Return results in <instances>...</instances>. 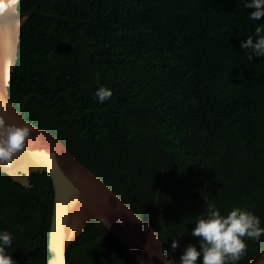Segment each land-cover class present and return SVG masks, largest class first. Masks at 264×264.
<instances>
[{
    "label": "trees",
    "instance_id": "16d2710c",
    "mask_svg": "<svg viewBox=\"0 0 264 264\" xmlns=\"http://www.w3.org/2000/svg\"><path fill=\"white\" fill-rule=\"evenodd\" d=\"M19 10L37 12L22 27L14 104L145 220L174 181L180 192L166 180L152 218L167 254L199 247L191 229L209 201L247 207L264 225V56L249 60L240 43L264 17L249 19L243 0H20ZM98 83L113 92L103 104ZM30 181L0 172V229L13 233L16 264H47L54 184L47 172ZM247 244L239 264L264 237ZM67 261L140 264L98 220Z\"/></svg>",
    "mask_w": 264,
    "mask_h": 264
},
{
    "label": "water",
    "instance_id": "95a60500",
    "mask_svg": "<svg viewBox=\"0 0 264 264\" xmlns=\"http://www.w3.org/2000/svg\"><path fill=\"white\" fill-rule=\"evenodd\" d=\"M19 3L17 0L16 6L0 14V117L8 123L27 124L32 133L10 165L0 164V172L8 173L25 186H31L30 176L34 172H47L51 176L55 203L49 240L51 256L47 264H68L67 250L90 220L102 222L140 264H163L160 256H171L152 226V218L165 181L170 180L179 191L174 181L168 178L162 183L151 215L145 220L60 138L27 120L23 108L18 109L14 104L8 87L18 61L22 27L37 12H21ZM248 264H264V247Z\"/></svg>",
    "mask_w": 264,
    "mask_h": 264
},
{
    "label": "clouds",
    "instance_id": "9594fccd",
    "mask_svg": "<svg viewBox=\"0 0 264 264\" xmlns=\"http://www.w3.org/2000/svg\"><path fill=\"white\" fill-rule=\"evenodd\" d=\"M244 7L254 9L249 19L254 21L264 17V0H243ZM17 5V0H0V14ZM241 47L247 51V58L253 55L264 56V23L257 24L254 34L241 40ZM100 74L96 73L99 81ZM112 90L103 84L97 85L94 97L99 104L111 99ZM32 129L27 124L8 123L0 117V164L10 165L16 153L23 150ZM191 234L198 238L187 244L179 259L160 256L163 264H239L248 249V240L260 242L264 237V225L254 211L243 206H233L221 211L214 202H207L203 212L193 222ZM163 243V242H162ZM180 246L177 238H172L171 249ZM13 233L0 229V264H16L11 255ZM199 258V260H198Z\"/></svg>",
    "mask_w": 264,
    "mask_h": 264
}]
</instances>
